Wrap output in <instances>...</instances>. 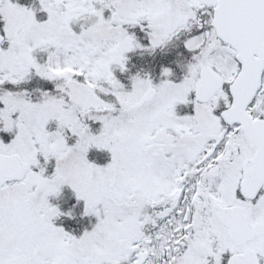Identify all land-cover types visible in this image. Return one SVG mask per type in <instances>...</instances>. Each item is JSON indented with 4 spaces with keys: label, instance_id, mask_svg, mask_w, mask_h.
I'll return each instance as SVG.
<instances>
[{
    "label": "snow or ice",
    "instance_id": "obj_1",
    "mask_svg": "<svg viewBox=\"0 0 264 264\" xmlns=\"http://www.w3.org/2000/svg\"><path fill=\"white\" fill-rule=\"evenodd\" d=\"M0 264H264V0H0Z\"/></svg>",
    "mask_w": 264,
    "mask_h": 264
}]
</instances>
